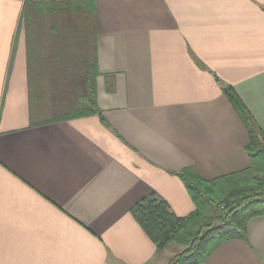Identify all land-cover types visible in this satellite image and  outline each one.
Masks as SVG:
<instances>
[{
	"label": "crops",
	"instance_id": "crops-1",
	"mask_svg": "<svg viewBox=\"0 0 264 264\" xmlns=\"http://www.w3.org/2000/svg\"><path fill=\"white\" fill-rule=\"evenodd\" d=\"M46 2L64 16L47 12L43 44L37 0H0V264H166L132 209L155 193L187 217L182 172L215 181L250 167L224 88L264 137V0ZM70 22L79 56L86 34L96 53L101 115L46 122L40 82L54 58L68 62ZM204 264H264V216Z\"/></svg>",
	"mask_w": 264,
	"mask_h": 264
},
{
	"label": "trees",
	"instance_id": "trees-1",
	"mask_svg": "<svg viewBox=\"0 0 264 264\" xmlns=\"http://www.w3.org/2000/svg\"><path fill=\"white\" fill-rule=\"evenodd\" d=\"M25 9L30 12V2ZM23 15L31 17L25 12ZM83 41V56L77 63L70 64L72 59L60 62L61 76L57 84L61 86V93L65 90L71 97L68 103L72 108L65 115L46 122L101 115L96 101V79L100 75L97 57L87 34ZM75 88L81 89L77 95ZM224 93L248 131L246 151L250 167L215 181H205L192 171L182 172L181 178L196 206L187 217L174 215L167 202L155 193L132 209L133 217L156 244L158 253L174 243L188 246L168 264H204L224 243L247 241L248 222L264 216V137L234 90L225 87ZM81 94L86 102L79 104L76 96Z\"/></svg>",
	"mask_w": 264,
	"mask_h": 264
},
{
	"label": "rangeland",
	"instance_id": "rangeland-1",
	"mask_svg": "<svg viewBox=\"0 0 264 264\" xmlns=\"http://www.w3.org/2000/svg\"><path fill=\"white\" fill-rule=\"evenodd\" d=\"M37 3L41 5L42 7V12L41 15L37 14V32L38 36L42 38V43H49V36H50V29H51V24L54 23V27L56 26L55 21L58 18H61L64 16V14H61L60 10L56 9L54 6L53 9H51V6L48 7V4L46 0H37ZM39 11V8H37ZM57 10V13H56ZM55 12L56 14L53 15L55 18L54 20L52 19V15L47 14L50 12ZM45 16V18L43 17ZM50 17V20L49 18ZM77 18L84 19L85 17L79 15ZM90 21V19H84V23L87 24ZM40 22H44L43 26L41 27L39 24ZM78 24V23H76ZM80 28L78 25H74V23H69L68 26L63 30L62 35L65 38V43H64V50L65 48H69L71 52L70 57H66L65 59L68 61L72 59L70 64H75L79 61L80 56L79 52L80 50L78 49L79 44L82 42V39L78 36ZM56 53V52H55ZM47 55H45V58ZM72 57V58H71ZM69 58V59H68ZM54 64L53 67L50 70V74L47 73V76L44 74V77L41 78L43 79V82H40V86H43L42 89L40 90L42 92H45V95L38 100V105L36 106V110L39 116L40 120H55L56 118L65 115L66 112H68L69 109H71V105L68 103V101H71V97L65 93V90L63 93H61V86L57 84V81L60 79L61 76V68H62V58H54ZM51 62V60H49ZM58 62V63H55ZM61 62V63H60ZM43 68V67H42ZM59 83V82H58ZM46 86V87H45ZM74 90V89H73ZM75 94L77 95L79 92H81V89L75 88ZM76 100L79 104H82L86 102L82 94L77 98ZM187 245H181V244H172L166 249H164L160 254V261L163 259L166 264L169 263L171 259L176 257L177 255L183 253L187 249Z\"/></svg>",
	"mask_w": 264,
	"mask_h": 264
}]
</instances>
